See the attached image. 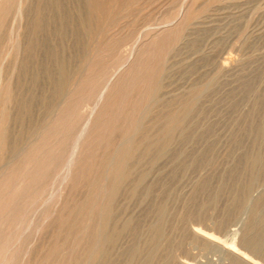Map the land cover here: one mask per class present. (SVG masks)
<instances>
[{
    "label": "rangeland",
    "instance_id": "rangeland-1",
    "mask_svg": "<svg viewBox=\"0 0 264 264\" xmlns=\"http://www.w3.org/2000/svg\"><path fill=\"white\" fill-rule=\"evenodd\" d=\"M250 258L264 0H0V264Z\"/></svg>",
    "mask_w": 264,
    "mask_h": 264
},
{
    "label": "bare ground",
    "instance_id": "bare-ground-1",
    "mask_svg": "<svg viewBox=\"0 0 264 264\" xmlns=\"http://www.w3.org/2000/svg\"><path fill=\"white\" fill-rule=\"evenodd\" d=\"M39 24H40V22H39ZM41 26V25H40ZM45 27V26H44ZM165 30V29H164ZM26 71V70H25ZM63 76V75H62ZM65 76V75H64ZM62 79H63V77H62ZM63 82V81H62ZM59 83V82H58ZM157 85V84H156ZM156 85H154L155 87H156ZM58 87V86H57ZM149 87L151 88V86L149 85ZM106 89V86H104V88L102 89V93L104 92V90ZM156 89V88H155ZM60 90V89H59ZM101 93V94H102ZM102 96V95H101ZM101 98V97H100ZM98 99V98H97ZM22 100V99H21ZM27 104V103H26ZM174 118V117H173ZM179 121V120H178ZM88 124V123H87ZM177 124V123H176ZM173 125V124H172ZM171 127V126H170ZM131 129V128H130ZM84 132L86 131L85 129L83 130ZM81 134H83V132L82 131H80L77 135H76V137H75V140H74V143H73V147H72V151H71V153H70V156H69V158H68V160L66 161L67 163L65 164V167L66 168H68L69 166H70V164H71V160H72V156H73V154H74V152L76 151V149H77V146H78V142H79V140H80V138L82 137L81 136ZM168 135V134H167ZM126 146H127V144H126ZM7 147V146H6ZM163 149V148H162ZM127 157H129V156H127ZM121 161H122V157H121ZM111 162V161H110ZM126 163V162H125ZM117 164H118V162H117ZM120 164V163H119ZM115 166V165H114ZM124 164L122 165V164H120L117 168H116V170L114 169V176H115V179H116V181H115V183H114V185L111 187V189H110V191H109V195L110 196H112L113 194H114V192H115V189H117V186H118V184H119V182L123 179V177L127 174H125V172H124ZM127 169V168H126ZM111 174V173H110ZM121 185V184H120ZM120 185L118 186V187H120ZM119 189V188H118ZM106 204V203H105ZM102 216H103V218H106V216H107V211H103V213H102ZM197 227V226H196ZM160 228V227H159ZM160 230H158V229H156V231H155V233L157 232L159 235H160V232H159ZM194 232L195 233H197V232H199L200 233V229L199 228H197V229H194ZM198 234V233H197ZM206 235V236H212L211 234H209V233H207L206 231H202V235ZM104 237V236H103ZM110 240V239H109ZM243 255V254H242ZM247 257V256H246ZM95 259V258H94ZM250 260V262L252 263V264H260V263H258V262H256L254 259H252V258H250L249 259ZM189 263V262H188Z\"/></svg>",
    "mask_w": 264,
    "mask_h": 264
}]
</instances>
